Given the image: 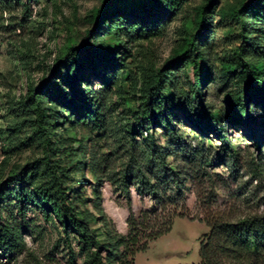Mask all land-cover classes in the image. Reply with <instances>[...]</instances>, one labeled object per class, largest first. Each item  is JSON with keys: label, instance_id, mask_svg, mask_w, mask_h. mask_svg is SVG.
Returning a JSON list of instances; mask_svg holds the SVG:
<instances>
[{"label": "trees", "instance_id": "1", "mask_svg": "<svg viewBox=\"0 0 264 264\" xmlns=\"http://www.w3.org/2000/svg\"><path fill=\"white\" fill-rule=\"evenodd\" d=\"M128 1V5L115 13L136 18L144 16L148 7L152 12L173 11L187 0ZM214 1L208 0L198 9L196 29L182 50L155 72L149 73L137 109L133 112V121L117 147L123 154L118 167L108 164V153L98 156L95 149L91 150L88 168L94 178L93 210L78 207L73 199V172L79 164V150L63 147L64 144L54 138L62 118L55 113V108L57 105L66 108L69 116H74L78 123L87 119L84 126L88 131H84L83 137L90 136L94 129L106 127L102 106L106 89L92 93L88 89L79 91L76 73L82 63L75 54L86 53L100 62L119 59L116 48H104L89 41L104 18H111L107 14L108 1H102L95 11L96 29L88 30L84 43L69 48L61 57L70 90L63 87V82L55 81L61 73H55L52 68L36 85H29L25 96L14 103L11 130L18 136L22 133L24 141L21 140V144L34 147L38 154L11 168L0 185V264L3 259L12 260L14 254L22 252L25 246L20 225L3 219L2 210L11 205L17 207L22 217L26 206L34 205L44 217L55 219L62 227L64 241L69 246L73 239L77 243L83 256L82 264H132L134 254L145 250L148 241L167 233L175 218L188 217L183 204V188L187 181L204 208L200 221L208 227L199 243L200 264H264V210H250L252 204H264V193L260 194L264 192V147H258V143L253 141L257 151L255 155L248 153V156L232 150L227 139L228 124L234 120L228 111H212L205 104L201 95L202 85L198 81L200 60L204 64L203 76L208 78L211 75V62H205L208 51H200L198 40L208 24L207 10ZM229 16L241 28L238 51L245 55L230 71L243 78L251 91H258L264 101V0H249L233 8ZM136 29L156 32L158 26L143 23ZM131 32V27L121 21H113L110 25V33L120 45L128 41ZM257 59L260 60L258 63L252 62ZM186 64H190L195 73L194 85L187 91L178 89L173 72ZM70 73L73 79H70ZM166 89H169V94ZM247 101L245 98L243 101H231L230 109L237 116L235 122H248L258 112L253 105L246 107ZM173 108L204 133L215 135L217 147L204 145L200 140L189 142L185 131L169 124ZM156 125L163 130V143H157L151 132ZM261 136L264 139V129ZM218 165L226 167L227 179L237 182L238 190L233 196L241 198L243 205L248 207L245 213L236 214V205L223 209L214 207L213 188L226 184L224 175L219 176L213 171ZM241 170L248 179L241 180ZM103 176L112 186L124 191L128 199L130 188L134 187L140 196H148L155 207L152 211H141L135 217L128 203L129 229L126 235L108 228L104 219L101 200ZM254 180L256 184L252 185ZM97 223L101 225L96 226Z\"/></svg>", "mask_w": 264, "mask_h": 264}, {"label": "rangeland", "instance_id": "2", "mask_svg": "<svg viewBox=\"0 0 264 264\" xmlns=\"http://www.w3.org/2000/svg\"><path fill=\"white\" fill-rule=\"evenodd\" d=\"M102 1H108L107 14L111 18H104L89 41L101 44L104 48H116L119 59L100 62L82 52H76L75 56L82 63L76 73L79 91L88 89L92 93L98 89H106L102 105L106 127L103 130L94 129L90 136L83 137L84 131H88L84 126L87 119L78 123L74 116H69L66 108L58 105L55 108V113L62 118L56 127L54 138L63 143V147L79 150V164L73 172V199L78 207L90 210H93L94 187V178L88 168L91 150L95 149L98 156L108 153V164L118 167L123 154L117 147L127 126L133 121V112L137 109L141 90L149 73L155 72L182 50L196 29L198 9L208 2L187 0L173 11L152 12L148 7L144 16L133 18L115 13L128 5V0H0V185L11 168L22 165L28 158L38 154L34 147L28 148L21 144V140L24 141L22 133L18 136L11 130V108L25 96L29 85H36L52 68L55 73H61L55 81L63 82V87L70 90L66 80L67 70L61 57L69 48L83 44L88 30L96 29L94 15ZM248 1L215 0L207 10L208 24L198 40L200 51H208L205 62H211V75L208 78L201 72L204 64L202 65L201 60L198 62L202 99L212 111L225 110L231 114L234 121L228 124L230 128L227 142L232 150H238L244 156H248V153L255 155L257 150L253 141L258 143V147H264L261 136L264 129V106H261L264 104L263 97L256 90L251 91L248 83L237 73L230 71L245 55L238 51L241 28L229 15L233 8ZM113 21H121L131 27L132 32L123 45L110 33ZM143 23L156 25L158 30L138 31L136 27ZM259 61L257 59L252 62ZM173 72L177 77L178 89L187 91L192 88L195 73L190 64ZM70 79H73L72 73ZM169 92L166 89V93ZM244 98L248 99L246 107L253 105L258 112L248 122H235L237 116L232 114L231 101H243ZM169 124L185 131L187 140L191 143L200 140L204 145H218L215 135L204 133L174 108L170 113ZM151 132L157 143L164 142L162 128L156 125ZM213 171L226 178L225 166H215ZM240 174L242 181L248 179L244 170ZM262 183L264 186V178ZM255 184L256 181H252V185ZM237 190V182L230 178H226V184L215 186L214 207L223 209L236 205V214L245 213L248 207L243 205L241 198L233 196ZM183 191V204L188 217L175 218L167 233L148 241L145 250L134 254L132 264H200L199 243L208 232L206 224L200 221L204 208L189 181L185 183ZM262 193L264 192L260 194ZM101 200L108 228L123 235L129 229L128 203L135 217L141 211L155 209L148 196H140L131 187L128 199L127 194L112 186L105 176L101 183ZM254 209L263 211L264 204H252L250 210ZM2 215L3 219L20 225V234L25 243L22 252L14 254L10 261L3 259L2 264H82L83 256L79 253L75 240L69 246L64 241L60 224L55 219L44 217L38 207L26 206L25 216L22 217L17 207L11 205L2 210Z\"/></svg>", "mask_w": 264, "mask_h": 264}]
</instances>
